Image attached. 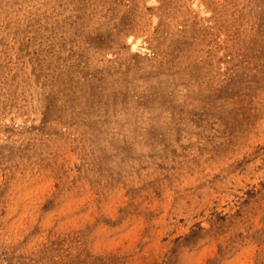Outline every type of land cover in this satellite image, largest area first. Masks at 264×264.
<instances>
[{
  "label": "rangeland",
  "instance_id": "rangeland-1",
  "mask_svg": "<svg viewBox=\"0 0 264 264\" xmlns=\"http://www.w3.org/2000/svg\"><path fill=\"white\" fill-rule=\"evenodd\" d=\"M0 264H264V0H0Z\"/></svg>",
  "mask_w": 264,
  "mask_h": 264
},
{
  "label": "bare ground",
  "instance_id": "bare-ground-1",
  "mask_svg": "<svg viewBox=\"0 0 264 264\" xmlns=\"http://www.w3.org/2000/svg\"><path fill=\"white\" fill-rule=\"evenodd\" d=\"M136 45V44H135ZM134 50H135V48H134Z\"/></svg>",
  "mask_w": 264,
  "mask_h": 264
}]
</instances>
